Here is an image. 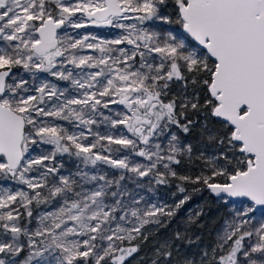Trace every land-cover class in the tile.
Returning a JSON list of instances; mask_svg holds the SVG:
<instances>
[{"label": "snow or ice", "instance_id": "obj_1", "mask_svg": "<svg viewBox=\"0 0 264 264\" xmlns=\"http://www.w3.org/2000/svg\"><path fill=\"white\" fill-rule=\"evenodd\" d=\"M189 184L222 231L151 264H264V0H0V264H132Z\"/></svg>", "mask_w": 264, "mask_h": 264}, {"label": "trees", "instance_id": "obj_2", "mask_svg": "<svg viewBox=\"0 0 264 264\" xmlns=\"http://www.w3.org/2000/svg\"><path fill=\"white\" fill-rule=\"evenodd\" d=\"M169 27V26H165ZM170 27L174 28V25ZM89 31L95 32L98 35L102 34L105 29H89ZM197 117L193 116V119ZM187 142L193 145V162L191 164H183L179 167L181 173L191 174L192 170L196 169V165L200 163L195 157L199 152L208 153L211 150L212 145L207 141L206 137L202 135L199 126L194 127L192 132L184 138ZM173 182L171 187H161L158 189L159 198H165L168 204H172L180 196L173 197L172 193L176 192L175 184ZM188 189V195L191 199L180 208L175 216L169 218L164 217L166 222L165 227H157L148 238V241L141 246V251L132 258V264H151V257L153 249L159 242L164 239L171 238L174 233L180 231L185 234L188 239H181L176 241V245L181 249L182 253H194L200 248H211L216 241V236L219 231L222 230L226 217L228 216V209L225 205L217 202L206 190L195 192L192 189L194 185H185ZM199 212L198 218L195 222H192L189 218L195 217V214ZM155 227V226H149ZM139 241L135 242L138 243Z\"/></svg>", "mask_w": 264, "mask_h": 264}, {"label": "rangeland", "instance_id": "obj_3", "mask_svg": "<svg viewBox=\"0 0 264 264\" xmlns=\"http://www.w3.org/2000/svg\"><path fill=\"white\" fill-rule=\"evenodd\" d=\"M174 27H176V26L174 25ZM101 29H105V31L102 34H99L100 36H111L114 34L113 30H111V29H107V28H101ZM212 151H213V148H211V150H209L208 154H210ZM159 199L163 200V201L166 200L165 198H159ZM165 202H167V201H165ZM221 231H219L218 233H220ZM217 236H218V234H217ZM217 236H216V240H217ZM215 243H216V241H215Z\"/></svg>", "mask_w": 264, "mask_h": 264}]
</instances>
